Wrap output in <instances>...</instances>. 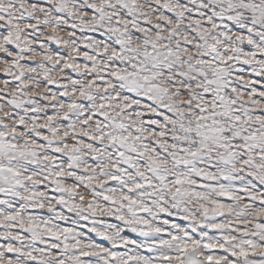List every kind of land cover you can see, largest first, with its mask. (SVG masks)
<instances>
[{
    "label": "snow or ice",
    "instance_id": "1",
    "mask_svg": "<svg viewBox=\"0 0 264 264\" xmlns=\"http://www.w3.org/2000/svg\"><path fill=\"white\" fill-rule=\"evenodd\" d=\"M0 264H264V0H0Z\"/></svg>",
    "mask_w": 264,
    "mask_h": 264
}]
</instances>
